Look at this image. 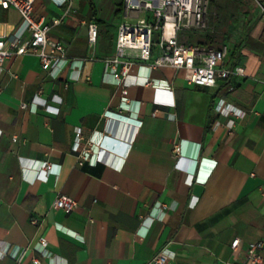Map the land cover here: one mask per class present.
Returning a JSON list of instances; mask_svg holds the SVG:
<instances>
[{"label":"crops","instance_id":"1","mask_svg":"<svg viewBox=\"0 0 264 264\" xmlns=\"http://www.w3.org/2000/svg\"><path fill=\"white\" fill-rule=\"evenodd\" d=\"M33 13L64 45L67 63L56 76L32 54L0 67V264H148L156 255L169 264H240L245 242L264 243V0H209L200 32L212 48L227 46L224 66H242L244 77L193 87L186 70L163 67L146 87L134 71L136 120L104 117L120 104L103 60L129 21L123 1L37 0ZM2 36L29 37L14 9L0 7ZM154 88L171 91L173 104L155 103ZM219 99L241 114L216 113ZM76 129L81 148L90 141L101 150V163L79 165ZM45 162L54 167L44 181ZM59 196L76 209H54Z\"/></svg>","mask_w":264,"mask_h":264},{"label":"built area","instance_id":"2","mask_svg":"<svg viewBox=\"0 0 264 264\" xmlns=\"http://www.w3.org/2000/svg\"><path fill=\"white\" fill-rule=\"evenodd\" d=\"M37 0H0L2 9H14L20 17L24 30L29 37L23 41L19 38L12 40L0 37V67L4 61L12 57L25 54L35 55L44 71L51 74L59 73L67 63L65 48L61 42L48 37L51 26L34 17L33 9ZM209 0H123V14L129 20L118 27L115 42V54L112 58L103 60L105 72L108 73L113 84L119 89L120 104L117 113L106 112L104 117H125L136 120L140 103L129 97L130 83L128 79L143 71L142 85L153 87L149 73L154 69L170 67L183 69L189 73L187 84L193 87L215 88L218 81H227L231 76L244 77V68L240 65L225 67L228 57L227 46L219 49L200 45L187 44L181 40L184 33L203 32L208 27L206 18ZM58 20L53 21L57 25ZM157 32L158 40L154 41ZM97 27L89 25L88 41L91 46L96 43ZM55 73V76H56ZM233 86L228 90L232 91ZM157 104L170 105L173 100L169 98L171 91L154 88ZM159 94H165L167 99H160ZM50 110V107L46 108ZM57 110V109H56ZM214 111L219 114L241 113L235 109H228L223 99L214 105ZM129 113V116L124 115ZM141 125V122H140ZM84 141L81 130L76 129L72 143V150L78 153L79 165L88 163L96 165L101 163V150L88 142L86 148H81ZM180 146L174 152L179 155ZM53 165L42 163L38 178L47 179L53 172ZM264 195V188L261 190ZM77 203L67 197L59 196L53 203L54 209H63L71 212L76 209ZM165 208V207H163ZM35 222V220H33ZM241 245L240 239L231 242V250L236 253ZM47 242L41 239L39 247L43 251ZM0 247V256H1ZM46 253V251H45ZM264 261V243L261 240L245 242V251L240 264H262ZM38 264V260H34ZM148 264H169L162 255L154 256Z\"/></svg>","mask_w":264,"mask_h":264},{"label":"rangeland","instance_id":"3","mask_svg":"<svg viewBox=\"0 0 264 264\" xmlns=\"http://www.w3.org/2000/svg\"><path fill=\"white\" fill-rule=\"evenodd\" d=\"M117 1H119V0H117ZM118 17L119 18L117 19V23H118V21H121L122 22L124 20L122 13H121V16H118ZM208 21H209V19H208ZM117 23H113L114 24L113 26L116 27V24ZM210 23H211V21H210ZM204 32H202V33H204ZM153 40L154 41H157L158 40V34H157V32L154 33ZM182 40L185 41L186 39L183 38ZM198 42H204V43L206 42V44H208L206 46H208V47L209 46L215 47L214 43L207 42L206 39H205V35L204 34H201L200 32L188 35V39H187V42H186L187 44H195V43H198Z\"/></svg>","mask_w":264,"mask_h":264},{"label":"water","instance_id":"4","mask_svg":"<svg viewBox=\"0 0 264 264\" xmlns=\"http://www.w3.org/2000/svg\"><path fill=\"white\" fill-rule=\"evenodd\" d=\"M108 144H109V145H112V144H113V142L109 140V141H108ZM108 144H107V145H108Z\"/></svg>","mask_w":264,"mask_h":264},{"label":"trees","instance_id":"5","mask_svg":"<svg viewBox=\"0 0 264 264\" xmlns=\"http://www.w3.org/2000/svg\"><path fill=\"white\" fill-rule=\"evenodd\" d=\"M200 45H203V44H200Z\"/></svg>","mask_w":264,"mask_h":264}]
</instances>
